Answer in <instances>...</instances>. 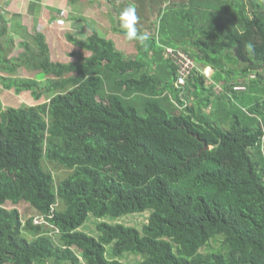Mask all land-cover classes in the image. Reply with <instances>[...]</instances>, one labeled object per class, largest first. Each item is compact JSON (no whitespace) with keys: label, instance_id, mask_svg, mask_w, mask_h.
Wrapping results in <instances>:
<instances>
[{"label":"trees","instance_id":"trees-1","mask_svg":"<svg viewBox=\"0 0 264 264\" xmlns=\"http://www.w3.org/2000/svg\"><path fill=\"white\" fill-rule=\"evenodd\" d=\"M138 1L151 12L131 2L138 16H160L147 32L169 39L152 35L133 57L90 23L87 37L63 35L78 61L51 56V40L25 27L24 51L8 57L0 13V85L47 97L0 111V264H127L125 253L142 255L137 264H264V0ZM185 30L202 56L175 41ZM168 46L196 62L183 85ZM150 50L164 51L166 69L145 60ZM22 67L35 75L18 77ZM47 162L68 175L56 180ZM146 211L143 232L98 222ZM90 214L98 237L79 230Z\"/></svg>","mask_w":264,"mask_h":264},{"label":"crops","instance_id":"crops-1","mask_svg":"<svg viewBox=\"0 0 264 264\" xmlns=\"http://www.w3.org/2000/svg\"><path fill=\"white\" fill-rule=\"evenodd\" d=\"M122 4V9L126 6L130 5L129 2H135L139 5L140 11L146 10V12L151 14L149 10L143 5L142 1L138 0H127V1H115V0H0V13L2 16L8 15L10 20H15L14 26L18 28L19 26L25 27L29 33H33L35 30H38L45 34L46 39L48 40L50 36L46 34V30L51 33L59 32V34L65 35L66 32H71L75 36L77 35H85L88 36L91 34V29L86 25L90 23L94 28L98 29L101 32L105 33V36L115 42L116 48L122 51L127 56L133 57L138 55L137 43H125L122 35V31L119 29V22L117 17L120 12H118V5ZM156 10V9H155ZM157 12V10H156ZM149 15L141 14L139 17L138 29L142 30V32H147L148 27L153 25L156 26V18L158 14H152L151 17ZM149 17V18H148ZM82 18L87 19V21ZM174 22V21H173ZM11 28V27H10ZM21 29H15V31H19ZM150 31V30H149ZM154 29L148 32L149 36L153 37ZM152 33V34H151ZM164 35L156 34L154 35L156 39L164 38L165 41H168L169 32H163ZM193 35L194 39L195 34L189 33L186 30L184 33H178L176 35L175 41L181 42L187 49L190 51H194L200 56L202 50H199L194 46V42L191 41L187 36ZM186 37V38H185ZM174 38H172L173 40ZM161 41V40H159ZM164 45H170L168 42H162ZM180 45V44H179ZM50 46V43H49ZM50 48V47H49ZM131 48L130 51L128 49ZM154 50H150L146 61L152 63L153 60L160 61V64L163 68L166 69V66H163L161 61V57L165 58L162 53L159 55H155L153 53ZM204 71H206V75L214 74L213 68L209 65H201L198 63ZM153 66H160L158 62H154ZM212 69L209 74L208 69ZM212 79V76H211ZM213 80V79H212ZM222 84H225V80H220ZM171 98V95H170ZM167 103V101H165ZM208 110H210L208 108Z\"/></svg>","mask_w":264,"mask_h":264},{"label":"rangeland","instance_id":"rangeland-1","mask_svg":"<svg viewBox=\"0 0 264 264\" xmlns=\"http://www.w3.org/2000/svg\"><path fill=\"white\" fill-rule=\"evenodd\" d=\"M131 4V2H129ZM176 9V8H175ZM173 10L169 7H164L163 12L166 14V17L168 16V20H171L173 18ZM185 12V11H184ZM183 12V14H184ZM180 15V14H179ZM4 19H6V22L8 23L9 26V32L11 33L12 36H14V42L12 43L11 46V52L9 53L8 57H17L20 53H22V51H24V46L19 45L20 41L23 40L24 38H26V36L21 32V30L19 31H15V29H23L22 26H19L18 28H16L14 26V23L16 22L15 20H10V17L8 15H4L3 16ZM183 23H185L186 25H191L193 24L191 20H189L188 18L184 19L183 21H181ZM11 27V28H10ZM153 30V29H152ZM101 35L104 36V33L99 31ZM46 34H49L48 36L49 39L51 41L48 42V44L50 43V54L51 56H55L57 59L63 60L64 62H74V61H78L79 57L74 54L71 55L70 53L75 50L74 47L71 48L70 45H67V42L63 36V34H59V32L56 33H51L50 31L46 30ZM87 33H85V35H82L83 37H87L86 36ZM160 43L162 44V46H164V44L160 41ZM131 48L128 49V51H130ZM160 62V61H157ZM35 70L32 69L31 67H22L19 69L17 76L18 77H23V78H28V77H32L35 75ZM208 73L210 74L212 69H208ZM6 76H10L9 73H5ZM252 75H254V73H252ZM40 76H42V74H39L37 77L40 79ZM212 74L208 75L209 78V82L211 83L213 80L211 79ZM253 77V76H252ZM44 79V78H42ZM40 79V80H42ZM44 81V80H43ZM46 96L42 97L41 99L37 100L33 97V95L31 94L30 91H22L20 93H17L15 90H5L1 85H0V102H1V106H0V111H2L3 109H5L8 106H19L22 104H28V105H39L41 103H43L46 100ZM136 105L142 110V114H144L143 111V101L142 100H137L136 101ZM2 109V110H1ZM46 167L48 169H50L55 177L56 180L62 179L63 177H65L66 175H68V171L65 170L62 167L59 166H55L54 164H51L49 162L46 163ZM150 212L146 211L143 213H133V214H126L117 218H112V217H105L102 219H99L98 222H108V223H119V224H123V225H127V226H133L135 228H137L139 231L143 232V226L144 224L148 221V217H149ZM93 221H96V224L98 223L96 218L90 214L88 220L85 222V224L83 226H81L79 228L80 231L86 232L91 236L94 237H98L99 236V231L97 230L96 225L93 223ZM222 238L221 237H217L214 240L210 241L209 245H207V247L205 249H202L201 251H208L210 250V248H217L220 247L222 245ZM55 241H58V237L56 238ZM113 248V244L108 245L107 248ZM218 249L212 250L210 252L213 251H217ZM108 255L111 256V250L108 251ZM120 260H122L123 262L127 263V264H137L141 259H142V255L140 254H134V253H125L121 258H119Z\"/></svg>","mask_w":264,"mask_h":264},{"label":"clouds","instance_id":"clouds-1","mask_svg":"<svg viewBox=\"0 0 264 264\" xmlns=\"http://www.w3.org/2000/svg\"><path fill=\"white\" fill-rule=\"evenodd\" d=\"M119 27L122 29V35L125 43H138L144 45L150 36L148 32H141L138 29L139 17L134 4H130L120 11L117 17Z\"/></svg>","mask_w":264,"mask_h":264},{"label":"built area","instance_id":"built-area-1","mask_svg":"<svg viewBox=\"0 0 264 264\" xmlns=\"http://www.w3.org/2000/svg\"><path fill=\"white\" fill-rule=\"evenodd\" d=\"M167 56L173 58V62L179 70V83L185 84L187 79L190 77L192 70L194 69L196 62L185 52L183 48H175L168 46L165 48ZM234 90H245L246 86L243 84H237L233 88Z\"/></svg>","mask_w":264,"mask_h":264},{"label":"water","instance_id":"water-1","mask_svg":"<svg viewBox=\"0 0 264 264\" xmlns=\"http://www.w3.org/2000/svg\"><path fill=\"white\" fill-rule=\"evenodd\" d=\"M235 51H237V49H235ZM204 144H205V148L206 149H209L210 148V146L207 143H204Z\"/></svg>","mask_w":264,"mask_h":264}]
</instances>
